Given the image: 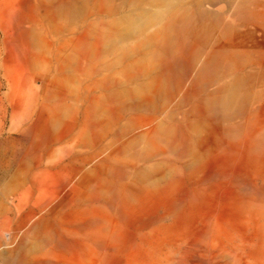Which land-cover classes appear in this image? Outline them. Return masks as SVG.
Wrapping results in <instances>:
<instances>
[{
    "label": "rangeland",
    "instance_id": "1",
    "mask_svg": "<svg viewBox=\"0 0 264 264\" xmlns=\"http://www.w3.org/2000/svg\"><path fill=\"white\" fill-rule=\"evenodd\" d=\"M209 227L264 264V0H0V264H169Z\"/></svg>",
    "mask_w": 264,
    "mask_h": 264
},
{
    "label": "bare ground",
    "instance_id": "2",
    "mask_svg": "<svg viewBox=\"0 0 264 264\" xmlns=\"http://www.w3.org/2000/svg\"><path fill=\"white\" fill-rule=\"evenodd\" d=\"M219 235L217 229L209 227L198 240L189 245L186 251L181 252L179 260H173L169 264H236L238 255L228 252L223 247L224 245L220 246ZM229 259H232L233 262H225Z\"/></svg>",
    "mask_w": 264,
    "mask_h": 264
},
{
    "label": "built area",
    "instance_id": "3",
    "mask_svg": "<svg viewBox=\"0 0 264 264\" xmlns=\"http://www.w3.org/2000/svg\"><path fill=\"white\" fill-rule=\"evenodd\" d=\"M3 237H4V239L9 240L10 239V233L9 232H4L3 233Z\"/></svg>",
    "mask_w": 264,
    "mask_h": 264
}]
</instances>
